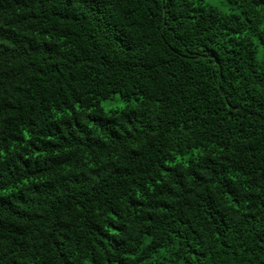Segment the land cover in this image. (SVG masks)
<instances>
[{
	"label": "trees",
	"instance_id": "16d2710c",
	"mask_svg": "<svg viewBox=\"0 0 264 264\" xmlns=\"http://www.w3.org/2000/svg\"><path fill=\"white\" fill-rule=\"evenodd\" d=\"M223 1L0 0V264H264V0Z\"/></svg>",
	"mask_w": 264,
	"mask_h": 264
},
{
	"label": "rangeland",
	"instance_id": "374dc122",
	"mask_svg": "<svg viewBox=\"0 0 264 264\" xmlns=\"http://www.w3.org/2000/svg\"><path fill=\"white\" fill-rule=\"evenodd\" d=\"M209 1H211L212 3H215L217 5H219L220 7H222L223 9H226V10L232 8V6L230 7V5H228L227 3H225L223 0H209ZM260 50H261V47H260ZM259 55H261V51H260ZM122 105H123V102L119 99V96L116 99H113V100H105L103 102V107L106 110H110V109H113V108H116V107H121Z\"/></svg>",
	"mask_w": 264,
	"mask_h": 264
}]
</instances>
